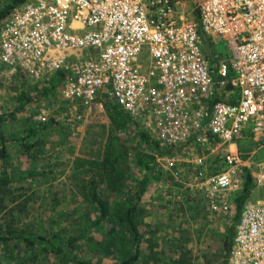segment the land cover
<instances>
[{
  "label": "built area",
  "instance_id": "1",
  "mask_svg": "<svg viewBox=\"0 0 264 264\" xmlns=\"http://www.w3.org/2000/svg\"><path fill=\"white\" fill-rule=\"evenodd\" d=\"M214 35L228 54L206 51ZM0 64L53 83L75 122L76 109L111 100L159 143L171 177L222 212L249 160L238 142L264 146V0H23L0 23ZM253 184L261 196L241 205L226 264H264V160Z\"/></svg>",
  "mask_w": 264,
  "mask_h": 264
},
{
  "label": "rangeland",
  "instance_id": "2",
  "mask_svg": "<svg viewBox=\"0 0 264 264\" xmlns=\"http://www.w3.org/2000/svg\"><path fill=\"white\" fill-rule=\"evenodd\" d=\"M7 1L0 0V5ZM209 46L214 53L228 54L226 42L218 36H213ZM42 91L34 82L11 78L0 70V112L15 113V119L4 122L3 134L9 140L10 174L16 180L5 193L0 221L8 220L13 227L33 235L56 236L62 242L81 234L86 228L76 244V254L92 261L99 259L103 264L115 263L122 254L130 251L132 245L127 238L119 237L122 231L115 227L111 233L116 235H110L113 237L111 246L115 247H110L109 251L105 248L111 240L104 241L108 224L101 222L96 225L94 222L96 211L80 191L87 171L76 165L77 160L99 158L103 143L109 137L108 119L101 108L92 106L81 123L76 125L66 119L70 117L68 108H55V92ZM25 97H30V100H24ZM42 106L49 109L48 114L55 113L50 116L53 121L34 119ZM137 130L129 124L115 130L111 136V143L118 151L127 149L129 155L130 191H123L138 195L141 208L137 217L141 249L137 264H219L218 252L231 224L232 209L222 212L210 202L174 201L179 198L180 188L167 182L169 172L160 164L163 163L161 156L136 140ZM21 138L34 144L29 154L35 158L27 159L18 152ZM248 152H251V158L244 166L248 167L253 183L259 162L264 158V146L252 145ZM136 153L147 161L146 166L152 163L159 166L155 170L156 179L151 178L143 185L140 183L149 169L140 165L141 160L135 159ZM187 178L180 179L181 188H184ZM238 179L240 184H236L234 194L224 193L223 197L229 198L230 195L234 198L242 184L239 174ZM185 187L188 190V186ZM173 194L178 195L173 197ZM116 195L110 194L108 198L114 202ZM253 195L261 196L260 189H256ZM95 242L103 245L93 250ZM2 249L0 253L11 264H55L53 256L40 252L38 247L22 253L12 251L9 246Z\"/></svg>",
  "mask_w": 264,
  "mask_h": 264
},
{
  "label": "trees",
  "instance_id": "3",
  "mask_svg": "<svg viewBox=\"0 0 264 264\" xmlns=\"http://www.w3.org/2000/svg\"><path fill=\"white\" fill-rule=\"evenodd\" d=\"M23 0H8L0 5V23L6 16L8 10L15 4L21 2ZM0 70H2V65L0 64ZM40 90H43L42 93L45 92H55V85L53 83H49L48 86H41ZM21 99V98H20ZM30 100V97L24 98V100ZM215 100L221 101H229L227 100L221 92H217ZM24 100H21L20 103ZM64 106L68 107L66 102H62ZM103 112L105 113L108 122V139L103 143V147L100 150V156L96 160H77L76 165L77 168L80 167L87 171V176L85 178V182L82 184L80 191L82 196L87 198L93 205V209L96 211L94 222L97 224L101 222H105L108 224L107 235H105V240H110L105 248H113V240L110 235H114L111 233L115 227H118L122 231L119 234V237L122 239L127 238L132 245L130 251L126 254H122L120 256V260L115 263L109 264H137L138 259L140 257L141 249L139 247V228L140 224L137 220L139 215V211L141 210L137 198L138 195L130 194V187L128 186L130 182L129 175V155L127 149L120 152L116 148L115 145L111 143V136L115 130L123 129L124 127L129 126V124L136 127L137 134L136 140L143 145L147 150L152 153H156L159 156L163 154V149L159 145V143L150 138L143 129H141L140 125L132 120L127 114L122 112V110L113 103L109 99H104L103 101ZM15 119V113L12 111L9 112H0V209L3 208V199L5 197V193L7 192V188L10 187L11 184L16 182L15 178L10 174L9 167V155L10 152L7 149V143L9 140L3 134V124L7 120ZM8 140V141H7ZM246 142V143H245ZM19 143L18 152L27 159L35 158V156H30V149L33 147V143L27 142L24 138H21ZM252 145H257L255 141L252 140L251 137H248L246 140L237 144V150L242 159H245L248 156L249 148ZM136 160H141L140 165L146 167L145 169H149V172L142 176L140 183L143 185L149 179H156L155 170L159 166H155L152 163L149 166H146L147 161H143L142 158L136 153ZM209 159L212 160V167H209L211 171H218L222 168V158L219 153L212 154L209 156ZM143 161V162H142ZM138 164V166H140ZM214 166V167H213ZM76 167V166H75ZM30 174V173H29ZM239 176L242 178L241 188L238 193L233 198V207H232V216H231V224L226 229V234L223 236L221 240V251L218 252V261L219 264L227 263V255L232 242V236L234 232V225L238 218V213L241 205L244 201L252 198L253 192L257 189L256 186L252 183V178L248 167L242 166L239 171ZM31 176L33 174H30ZM147 176V177H146ZM167 182L175 185L180 188L179 199L183 200L184 203H188L187 201H194L198 203V200H201L200 196L192 191L190 192V188L183 186L181 188L182 182L180 180H175L168 173L166 175ZM165 181V180H164ZM181 183V184H180ZM254 190V191H253ZM189 191V192H188ZM117 194L116 201H110L108 195ZM178 194H173V197ZM192 197L190 200L189 198ZM170 200L169 198H167ZM87 222H85L86 225ZM86 228L81 231V234H77L74 237L68 238L66 241L62 242L56 236L52 237H43L41 235H33L30 232L21 230L19 228L13 227L8 220L0 221V252H2V248H6L7 246L12 247V251L22 253L23 250H28L34 247H38L40 252L52 255L55 264H103L101 261L96 259L92 261L88 258H80L76 254V244L79 239L83 237V233ZM116 235V233H115ZM114 235V236H115ZM165 242V241H164ZM21 246V248L19 247ZM100 245H103L102 242H95L93 245V250H96ZM183 246L180 247L182 249ZM104 252V249H101ZM21 255V254H20ZM0 264H11L4 259L2 253H0Z\"/></svg>",
  "mask_w": 264,
  "mask_h": 264
},
{
  "label": "crops",
  "instance_id": "4",
  "mask_svg": "<svg viewBox=\"0 0 264 264\" xmlns=\"http://www.w3.org/2000/svg\"><path fill=\"white\" fill-rule=\"evenodd\" d=\"M205 42V44L206 45H203L204 46V48L206 49V51L208 50V45H210V43H212V42H207L206 40H204ZM56 101H57V104H56V109H58V107L57 106H61L62 108H68V110H69V112H70V107H66V106H64V104H62V102L63 101H59L58 99H56ZM53 104V103H52ZM55 105V104H54ZM44 107V106H43ZM92 106H90V107H88V108H80V109H76V112L77 113H79V115H80V119L78 120V122H75V121H72L71 120V117L69 118V117H67L66 119L67 120H70L71 122H73V123H76V125L77 124H80L81 123V121H82V119H83V117L84 116H86V114L88 113V111H89V109L91 108ZM93 107H94V105H93ZM72 111V110H71ZM55 115V113L52 111V113H50V114H48V118H47V120H48V122L49 121H53V120H50V116L51 117H53ZM69 118V119H68ZM35 119V118H34ZM47 122V123H48ZM71 124V123H70ZM242 141H239L238 143H241ZM246 143V142H245ZM251 153V152H250ZM250 153H248L249 154V159L251 158V154ZM264 160V158L261 160V162ZM249 161V160H248ZM188 166H189V168H191L190 167V164H188ZM189 173L191 174V173H193L192 171H189ZM189 180H194L193 178H189ZM186 185V184H185ZM187 186V185H186ZM192 197H190L189 198V200L191 199ZM201 200H198V202L199 203H202V204H204L205 202H208V201H206V200H204V199H202V198H200ZM174 201H176V202H183V200H180L179 198H177L176 200H174ZM188 203H193V202H196V200H190V201H187ZM201 208L203 209V206H201Z\"/></svg>",
  "mask_w": 264,
  "mask_h": 264
}]
</instances>
